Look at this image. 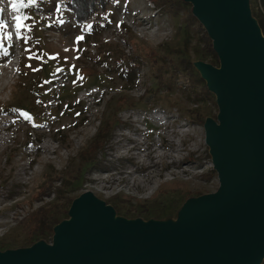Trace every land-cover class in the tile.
Wrapping results in <instances>:
<instances>
[{
	"label": "rangeland",
	"instance_id": "1",
	"mask_svg": "<svg viewBox=\"0 0 264 264\" xmlns=\"http://www.w3.org/2000/svg\"><path fill=\"white\" fill-rule=\"evenodd\" d=\"M66 1L19 0L21 10L14 11L12 0H0L6 24L0 30L4 250L24 246V216L64 197L88 191L117 218L163 222L165 217L148 215L219 186L203 123L184 116L197 105L182 92L185 77L179 74L169 94L178 104L164 106L154 92L165 98V83L155 85L148 62L147 54L165 61L184 57L195 70L196 62H211L191 3L102 0L89 19L78 22ZM258 1L263 8L264 0ZM16 16L24 25L19 37ZM131 58L134 66H128ZM148 87L151 93H145ZM197 107L216 120L214 96ZM99 133L107 138L97 142ZM92 146L95 157L85 163L82 157ZM50 172L60 175L54 185L63 191L54 188L37 200ZM175 218L174 211L169 221Z\"/></svg>",
	"mask_w": 264,
	"mask_h": 264
},
{
	"label": "water",
	"instance_id": "2",
	"mask_svg": "<svg viewBox=\"0 0 264 264\" xmlns=\"http://www.w3.org/2000/svg\"><path fill=\"white\" fill-rule=\"evenodd\" d=\"M218 65L195 68L215 97L203 122L219 186L185 200L174 221L126 220L91 192L38 240L0 250V264H262L264 260V35L250 0H185Z\"/></svg>",
	"mask_w": 264,
	"mask_h": 264
},
{
	"label": "trees",
	"instance_id": "3",
	"mask_svg": "<svg viewBox=\"0 0 264 264\" xmlns=\"http://www.w3.org/2000/svg\"><path fill=\"white\" fill-rule=\"evenodd\" d=\"M97 1L102 2V0H69L66 1V5L70 10L74 12L75 20L78 22H83L84 20H87L92 16ZM151 1L156 5H167L168 7L173 6V4H175L176 2H180V0ZM16 2L18 8L21 10L19 0H16ZM250 4L252 15L257 19V22L264 35V2L262 5L263 8H261L258 0H250ZM197 28L202 33L201 36L203 42L205 43L207 50L206 54L210 58V63L217 66L219 64L218 58L216 53L212 49L211 40L209 39L206 31L199 22L197 23ZM147 55L149 56L150 60L148 61L151 72L150 74L154 79H156L155 85L158 86L161 84L160 82H164V86L166 87L165 98L163 96L158 95L157 91L154 92V97H156V100L162 102L161 104H163L164 106H169L171 104L174 106V104H178V101L171 98L169 94L171 90H173L174 83H176L177 79L180 77L179 74L182 73L187 82L186 86H182V92L183 94H185L186 98H188V103L192 105L197 104L195 108L187 109L184 116L189 120L203 123L206 115L199 111L197 106L201 103L207 102L214 95L207 90L204 80L193 68L191 63L184 57L175 61H165L163 60V58L159 59V57H155L152 54ZM135 64H137L136 58H131L128 66H134ZM145 93H151L149 87L147 88ZM106 138V134L100 135L99 133L96 138V141L100 142L103 139L105 140ZM94 157L95 150L94 146H92L88 151L85 152L82 159L85 163H90L94 159ZM58 178L60 180L61 177L60 175H58L57 172L48 173L45 176V180L42 182L38 191L36 192L35 198H37V200H40L43 196L50 195L54 188L56 189L57 194H60L63 191L62 185H58L57 188L54 185V182L58 180ZM72 200L73 197H64V200L62 202H58L53 205H41L30 213H28L26 216H24L19 221V223L25 229L26 239L24 242V246H29L38 240H51V237L53 235V227L62 219L68 217L67 211ZM181 204L182 203H172L168 205V207H162L158 210L152 211L148 216H152L155 218L170 217L174 211L177 212ZM4 248H7V246L0 244V250H4ZM262 264H264V261L262 262Z\"/></svg>",
	"mask_w": 264,
	"mask_h": 264
},
{
	"label": "snow or ice",
	"instance_id": "4",
	"mask_svg": "<svg viewBox=\"0 0 264 264\" xmlns=\"http://www.w3.org/2000/svg\"><path fill=\"white\" fill-rule=\"evenodd\" d=\"M29 2L32 3V2H34V0H29ZM12 9L14 11H18V5H17L16 0H13V2H12ZM0 11H3V9H0ZM15 20H16V25H15V27H16V33H17V37H19V35H20V29L22 27H24V25L21 22V17L20 16H16L15 17ZM5 28H6L5 22L3 20H0V30H3ZM5 36H7L8 39H11L10 34L5 33ZM5 55H7V51L6 50H5Z\"/></svg>",
	"mask_w": 264,
	"mask_h": 264
},
{
	"label": "bare ground",
	"instance_id": "5",
	"mask_svg": "<svg viewBox=\"0 0 264 264\" xmlns=\"http://www.w3.org/2000/svg\"><path fill=\"white\" fill-rule=\"evenodd\" d=\"M2 68H0V72H1Z\"/></svg>",
	"mask_w": 264,
	"mask_h": 264
}]
</instances>
